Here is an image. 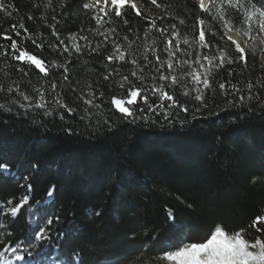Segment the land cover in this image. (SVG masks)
I'll list each match as a JSON object with an SVG mask.
<instances>
[{
    "label": "trees",
    "instance_id": "1",
    "mask_svg": "<svg viewBox=\"0 0 264 264\" xmlns=\"http://www.w3.org/2000/svg\"><path fill=\"white\" fill-rule=\"evenodd\" d=\"M8 2L15 3L18 11L10 18L0 13V30L22 22L36 34L43 30L47 43L55 42L42 27L43 16L28 19L34 14L35 0ZM70 2L77 10L66 25L61 23L62 36L93 26L90 14L79 9V0ZM193 2L175 0L170 11L187 13ZM130 23L142 35L139 18ZM181 30L190 33L191 23ZM28 47L34 46L29 42ZM35 51L49 60L54 55L47 47ZM249 64L247 71L241 74L237 68L232 77L226 69L214 73V86L206 96L209 107L198 113L192 111L196 102L177 90L175 95L188 104L189 112L180 113L172 125L159 118L155 124L125 122L107 108L93 110L91 121L80 120L85 106L78 96L87 84L99 87L105 101L123 94L119 79L104 81L103 63L87 57L75 58L69 86L62 88L63 99L76 109L74 116L66 115L63 121L41 119L36 113L18 115L7 94L0 93L4 104L0 163L9 166L7 172L0 171V210L10 207L9 199L18 203L22 195L30 197L15 218L0 214V236L6 243L23 242L22 255L34 263L51 259L56 252L57 260L67 264H151L149 255L154 256L178 229H190L195 235L214 219L234 226L245 223L264 209V181L251 183L252 177H264V103L253 100L251 110L231 108L218 85L225 80L238 86L255 81L264 70L258 59H250ZM130 70L122 69V74ZM40 83L32 76V86ZM105 119L111 120V128ZM53 187L51 202L39 207ZM169 208L175 226L167 218ZM33 210L35 226L31 225ZM50 215L60 217L53 235L48 241L35 242L34 230Z\"/></svg>",
    "mask_w": 264,
    "mask_h": 264
},
{
    "label": "snow or ice",
    "instance_id": "2",
    "mask_svg": "<svg viewBox=\"0 0 264 264\" xmlns=\"http://www.w3.org/2000/svg\"><path fill=\"white\" fill-rule=\"evenodd\" d=\"M174 6L175 0H79V9L90 14L93 26L79 27L62 36L60 25L67 24L76 5L70 0H35L34 14L28 19L43 16L42 27L49 30L47 34L55 42L47 43L42 39L46 34L43 30L36 34L22 22L0 30V93L7 94L18 115L36 113L41 119L63 121L66 115L74 116L76 109L65 102L62 88L69 86L75 58L87 57L103 63L104 81L119 79L123 94L105 101L99 87L87 84V90L78 96L85 106L80 120L91 121L93 110L107 108L119 113L125 122L155 124L159 118V122L172 125L180 113L189 112L188 104L175 95L177 90L196 102L192 111L198 113L209 107L206 96L214 86V73L226 69L232 77L238 68L242 74L249 69L250 59H258L264 70V0H194L187 13L181 10L176 15L170 11ZM17 11L15 3L0 0V13L6 17ZM137 18L143 25L142 35L141 29L130 23ZM188 23L190 33L181 30ZM29 42L33 48L28 47ZM45 47L54 53L50 60L35 51L43 52ZM122 69L131 70L123 75ZM32 76L41 81L39 87L30 84ZM25 79L29 83H23ZM218 87L231 108L251 110L253 100L264 103V72L245 86L225 80ZM3 109L0 103V115ZM104 123L111 128L110 119ZM8 168L0 163V171L7 172ZM261 181L264 177L251 178L253 184ZM31 188L29 184V192ZM53 190L48 191L49 197ZM29 198L25 194L18 203L7 200L10 207L0 214L15 218ZM188 207L193 205L189 203ZM95 214L100 215L98 211ZM167 218L175 226L171 208ZM59 220L58 215H50L38 224L34 241H48ZM191 231L178 229L172 238L164 240L159 251L149 255L151 264H264V209L239 226L214 219L198 234ZM24 247L23 242L6 243L0 236V264L23 261Z\"/></svg>",
    "mask_w": 264,
    "mask_h": 264
},
{
    "label": "rangeland",
    "instance_id": "3",
    "mask_svg": "<svg viewBox=\"0 0 264 264\" xmlns=\"http://www.w3.org/2000/svg\"><path fill=\"white\" fill-rule=\"evenodd\" d=\"M48 203H49V197L45 200V202L43 204H40L39 207H42V206H44L45 204H48ZM36 223H37V213H36V210H33L31 212V225L35 226ZM45 252H47V249H45L41 254H43ZM56 256H57V253L54 252L53 258H51V259L44 258V259H42L41 263H39V262L34 263L33 261L25 258L23 261L18 262V264H67L64 261L57 260ZM75 264H77V262Z\"/></svg>",
    "mask_w": 264,
    "mask_h": 264
}]
</instances>
